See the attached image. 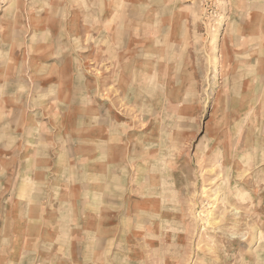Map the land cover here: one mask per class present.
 Instances as JSON below:
<instances>
[{
    "label": "rangeland",
    "instance_id": "obj_1",
    "mask_svg": "<svg viewBox=\"0 0 264 264\" xmlns=\"http://www.w3.org/2000/svg\"><path fill=\"white\" fill-rule=\"evenodd\" d=\"M6 2L0 0V7ZM101 2L113 13L111 27L88 32L78 54L94 61L78 63V69L92 68L100 77L94 86L105 104L94 113L105 124L108 153L110 142L118 144L127 196L149 171L144 163L138 172L134 162L125 172L129 152L144 157L151 151L157 155L156 201L167 205L158 218L174 223L173 238L158 239L172 248V257L171 250L161 253L163 245L157 258L134 257L140 264H264V0ZM37 16L29 18L39 27ZM35 33L23 31L20 38ZM62 116L70 118V111ZM59 128L69 135L67 126ZM0 210V264H59L53 256L44 263L35 253H12L6 205ZM117 251L109 247L107 264H123L113 257Z\"/></svg>",
    "mask_w": 264,
    "mask_h": 264
},
{
    "label": "crops",
    "instance_id": "obj_2",
    "mask_svg": "<svg viewBox=\"0 0 264 264\" xmlns=\"http://www.w3.org/2000/svg\"><path fill=\"white\" fill-rule=\"evenodd\" d=\"M37 1L30 7L27 0H8L0 7V204L12 224V253H35L44 263L53 256L59 264H107L108 249L116 246L113 257L123 264H140L134 256L145 253L157 258L163 245L158 239H172L174 224L158 218L167 205L156 201L157 155L129 152L125 172L134 162L138 172L144 163L149 171L127 196L118 144L110 142L108 153L105 124L94 113L105 104L94 86L100 77L92 68L78 69V63L94 61L78 54L88 44V32H108L113 13L101 0ZM31 12L43 25L30 21ZM29 30L38 34L20 38ZM80 110L94 114L78 115ZM63 111H70V118L63 120ZM62 126L70 130L65 138ZM47 127L59 129L47 134ZM164 247L161 253L171 250L172 257V248Z\"/></svg>",
    "mask_w": 264,
    "mask_h": 264
},
{
    "label": "bare ground",
    "instance_id": "obj_3",
    "mask_svg": "<svg viewBox=\"0 0 264 264\" xmlns=\"http://www.w3.org/2000/svg\"><path fill=\"white\" fill-rule=\"evenodd\" d=\"M230 42V44L232 45V46H234L235 47V40H231V41H229ZM228 44V43H227ZM222 46H226V41H224L223 42V45ZM225 49H227V47L225 48ZM226 53H227V50H226ZM226 57H228V56H226ZM229 61V60H228ZM224 62V63H223ZM222 64H227V62H226V60L225 59H223V61H222ZM226 67V66H225ZM226 69V68H225ZM213 210L212 211H210L209 213H211V214H213Z\"/></svg>",
    "mask_w": 264,
    "mask_h": 264
}]
</instances>
